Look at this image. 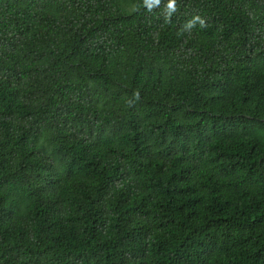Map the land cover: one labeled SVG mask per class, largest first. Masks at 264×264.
<instances>
[{"label":"trees","instance_id":"trees-1","mask_svg":"<svg viewBox=\"0 0 264 264\" xmlns=\"http://www.w3.org/2000/svg\"><path fill=\"white\" fill-rule=\"evenodd\" d=\"M0 264H264V0H0Z\"/></svg>","mask_w":264,"mask_h":264}]
</instances>
